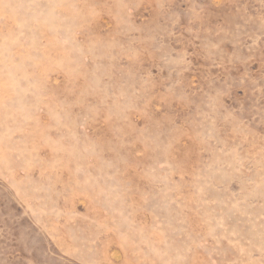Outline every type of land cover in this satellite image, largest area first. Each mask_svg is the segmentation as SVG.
<instances>
[{
	"label": "rangeland",
	"instance_id": "374dc122",
	"mask_svg": "<svg viewBox=\"0 0 264 264\" xmlns=\"http://www.w3.org/2000/svg\"><path fill=\"white\" fill-rule=\"evenodd\" d=\"M0 264H264V0H0Z\"/></svg>",
	"mask_w": 264,
	"mask_h": 264
}]
</instances>
